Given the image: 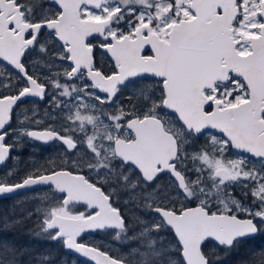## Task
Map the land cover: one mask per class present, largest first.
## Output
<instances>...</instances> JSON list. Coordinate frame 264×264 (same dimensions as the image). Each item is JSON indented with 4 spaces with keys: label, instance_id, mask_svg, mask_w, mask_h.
<instances>
[{
    "label": "snow or ice",
    "instance_id": "obj_1",
    "mask_svg": "<svg viewBox=\"0 0 264 264\" xmlns=\"http://www.w3.org/2000/svg\"><path fill=\"white\" fill-rule=\"evenodd\" d=\"M0 167V264H264V0H0Z\"/></svg>",
    "mask_w": 264,
    "mask_h": 264
},
{
    "label": "trees",
    "instance_id": "obj_2",
    "mask_svg": "<svg viewBox=\"0 0 264 264\" xmlns=\"http://www.w3.org/2000/svg\"><path fill=\"white\" fill-rule=\"evenodd\" d=\"M28 160V159H25ZM7 167H11V162H9V165ZM7 168L3 167L0 170V176H3L6 172ZM28 194H23L15 198H0V216L9 214L10 207L14 204V201H18V199L27 196ZM39 202L38 199H30L26 200L23 203L16 205V211L15 215H10V219L18 218L22 215L21 209L30 210L32 209L37 203ZM36 219L35 215L32 217V220L34 221ZM34 227V224L32 221H25V225L23 226V230H21L20 227H17L11 231L8 232H0V239L8 240L16 243L18 246H24V247H33L35 251L40 252L43 251L45 248L50 247V244L46 240L42 239H36L32 236L28 235L27 229ZM240 259V255L237 256ZM80 262V261H79Z\"/></svg>",
    "mask_w": 264,
    "mask_h": 264
},
{
    "label": "flooded vegetation",
    "instance_id": "obj_3",
    "mask_svg": "<svg viewBox=\"0 0 264 264\" xmlns=\"http://www.w3.org/2000/svg\"><path fill=\"white\" fill-rule=\"evenodd\" d=\"M146 83L144 81L140 82V86H143V84ZM134 91V88L130 87L126 90V96L121 97V101L124 103H127L126 97L131 95ZM61 145L58 143L54 145H45V144H36L35 146H25V148L19 152L20 156V164L21 169L25 167H30V158L34 157L37 160H44L49 156H53L56 154V152L59 150ZM28 159V160H25ZM36 190L35 192H37ZM195 206V205H193ZM90 242V241H89ZM258 243H264V241H258ZM238 254H232L230 256L225 257V264H238L239 258L237 257ZM82 261V260H81Z\"/></svg>",
    "mask_w": 264,
    "mask_h": 264
},
{
    "label": "water",
    "instance_id": "obj_4",
    "mask_svg": "<svg viewBox=\"0 0 264 264\" xmlns=\"http://www.w3.org/2000/svg\"><path fill=\"white\" fill-rule=\"evenodd\" d=\"M2 167H0L1 169ZM37 189H25V190H19L17 193H14L10 196H6V197H0V198H14V197H18L20 195H23V194H27V193H31V192H34L36 191ZM73 257H76L78 258L80 261L83 260L84 258H81V257H78V256H75V254H72Z\"/></svg>",
    "mask_w": 264,
    "mask_h": 264
},
{
    "label": "rangeland",
    "instance_id": "obj_5",
    "mask_svg": "<svg viewBox=\"0 0 264 264\" xmlns=\"http://www.w3.org/2000/svg\"><path fill=\"white\" fill-rule=\"evenodd\" d=\"M36 193H37V192L30 193V194H28L27 196H24V197L18 199V201H23V202H25L26 200L34 199L33 197H34V194H36ZM37 199H38V198H37ZM15 202H16V201H14V203H15ZM75 260L77 261V264H79V260H78L77 258H75Z\"/></svg>",
    "mask_w": 264,
    "mask_h": 264
}]
</instances>
